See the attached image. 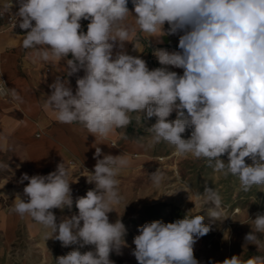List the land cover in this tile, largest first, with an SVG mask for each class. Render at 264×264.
Listing matches in <instances>:
<instances>
[{
  "label": "clouds",
  "instance_id": "clouds-1",
  "mask_svg": "<svg viewBox=\"0 0 264 264\" xmlns=\"http://www.w3.org/2000/svg\"><path fill=\"white\" fill-rule=\"evenodd\" d=\"M131 2L135 25L148 38L162 43L160 37L182 33L179 51L158 48L153 52L165 67L150 70L145 60L124 50L136 31L125 23L131 15L128 0H17L14 27L25 30L22 47L35 49L43 61H66L67 77L84 72L76 79L75 92L68 79L57 76L49 85L45 109L59 122L79 123L101 138L126 128L133 113L138 123L155 117L147 128L153 143L163 140L174 145L178 157L206 158L215 172L237 176L244 191L264 186V0ZM13 7L8 0L4 10ZM81 20L90 21L86 33ZM133 46L137 50L140 45ZM114 48L119 49L115 55ZM166 66L183 69V74ZM9 94L22 100L15 89L0 84V97ZM173 112L176 119L169 120ZM186 129H191L188 139L182 138ZM102 155L96 147L94 169H86V182L94 188L75 200L63 162L47 175H21L19 183H28L23 195H16L13 210L49 230L45 241L53 238L64 247L79 245L57 257L55 264H114L110 254H122L127 246L125 225L119 218L110 222L109 213L123 201L117 176L129 160L123 155L100 159ZM225 155L227 160L222 159ZM246 158L252 163H246ZM7 168L8 163L0 162V170ZM149 176L157 187L164 180L158 170ZM194 196L195 207L196 201L200 210L211 205L208 216L223 221L217 191L205 186L203 193ZM74 203L78 214L58 223L52 210H71ZM248 219L254 228L244 240L259 252L264 249V213ZM138 231L132 252L138 264H199L194 244L211 226L195 214L171 223L147 222ZM86 245L94 250L82 253L80 248ZM215 264H264V255L247 259L233 255Z\"/></svg>",
  "mask_w": 264,
  "mask_h": 264
},
{
  "label": "rangeland",
  "instance_id": "rangeland-1",
  "mask_svg": "<svg viewBox=\"0 0 264 264\" xmlns=\"http://www.w3.org/2000/svg\"><path fill=\"white\" fill-rule=\"evenodd\" d=\"M148 68L152 70L157 67L151 63ZM131 115L132 122L126 128L115 129L120 135L110 141L119 155L129 160L128 166L117 176L123 201L115 207L116 212L109 213L110 222L119 218L125 225L127 231L124 239L127 246L121 249L122 254L112 252L110 260L114 264H138L132 252L135 249L133 240L140 234V226L156 220L171 223L195 214L203 216L204 223L211 226V231L198 237L194 244V257L199 264H215L233 255L241 256L242 259L264 255V249L257 252L255 245L246 244L244 240L245 235L254 228L248 215L255 219L257 213H264V186L253 185L244 191L237 176L215 172L206 158L176 156L174 145L163 140L152 142V133L147 128L156 122L155 117L138 123L136 114ZM168 119H176V113L173 112ZM190 135L191 129H186L182 138L188 139ZM222 159L227 160L226 155ZM0 162L9 165V168L0 170V224L5 226L0 231V240L8 241L5 250L7 258L13 264H55L57 257L79 247H64L62 242L53 238L45 241V233L49 230L28 214L21 216L16 213L13 210L14 200L17 194L23 195V188L28 183H19L23 173L29 176L47 175L62 162L70 174L74 200L84 196L94 188V184L86 182L85 176L88 175L87 170L94 169L96 162L72 157L65 161L58 160L53 167L41 171L33 170L23 159L19 160L9 153L0 155ZM246 163L251 164L252 161L246 158ZM157 170L164 176L159 187L153 184L149 176ZM205 186L213 188L221 196L223 221H214L208 216L207 209L211 205H205L200 210V201H196V207L191 201L195 200L194 194L197 191L203 193ZM52 211L58 223L65 216L78 214L75 203L71 210L65 208ZM261 238L264 239V236ZM90 250H94V247L86 245L80 248L82 253Z\"/></svg>",
  "mask_w": 264,
  "mask_h": 264
},
{
  "label": "crops",
  "instance_id": "crops-1",
  "mask_svg": "<svg viewBox=\"0 0 264 264\" xmlns=\"http://www.w3.org/2000/svg\"><path fill=\"white\" fill-rule=\"evenodd\" d=\"M8 0H0L4 7ZM13 9L18 10L17 0H12ZM129 15L125 23L136 31L130 36V42H125L124 50L132 56H139L146 61L149 67L153 63L157 68L160 65L153 52L158 48L168 51H179V37L182 33L160 37H149L135 25L134 6L129 8ZM88 20H81L82 30L87 32ZM167 22L164 30L168 29ZM25 30H13L0 21V81L9 89H15L21 101L7 97H0V155L9 153L24 160L35 171L53 167L58 160H67L72 157L85 158L91 163L96 162L94 153L100 147L103 155L118 156L120 153L113 148L110 141L120 134L114 129L107 138L93 136L79 123L65 124L55 118L51 110H46L44 102L51 94L49 85L57 76L68 79L75 92L76 79L84 75L83 70L67 77L66 61H43L38 58L35 49H24L22 40ZM139 43L134 49L133 43ZM119 51L114 48L113 54ZM71 54L67 59H71ZM149 64V65H148ZM178 75L183 69L166 66ZM103 155L99 157L103 158ZM0 224V231L4 229ZM8 241L0 240V264H13L6 256Z\"/></svg>",
  "mask_w": 264,
  "mask_h": 264
},
{
  "label": "built area",
  "instance_id": "built-area-1",
  "mask_svg": "<svg viewBox=\"0 0 264 264\" xmlns=\"http://www.w3.org/2000/svg\"><path fill=\"white\" fill-rule=\"evenodd\" d=\"M18 10L15 9H11V11H5L4 7L0 6V21L4 22V24L13 30H19V26L17 25L16 27H14V25L16 24V18L13 16L15 14V12ZM0 84H3L2 81H0ZM7 97V96H5ZM3 97V98H5Z\"/></svg>",
  "mask_w": 264,
  "mask_h": 264
},
{
  "label": "water",
  "instance_id": "water-1",
  "mask_svg": "<svg viewBox=\"0 0 264 264\" xmlns=\"http://www.w3.org/2000/svg\"><path fill=\"white\" fill-rule=\"evenodd\" d=\"M131 6H133L131 0H128V8H130Z\"/></svg>",
  "mask_w": 264,
  "mask_h": 264
},
{
  "label": "trees",
  "instance_id": "trees-1",
  "mask_svg": "<svg viewBox=\"0 0 264 264\" xmlns=\"http://www.w3.org/2000/svg\"><path fill=\"white\" fill-rule=\"evenodd\" d=\"M149 65V64H148Z\"/></svg>",
  "mask_w": 264,
  "mask_h": 264
}]
</instances>
